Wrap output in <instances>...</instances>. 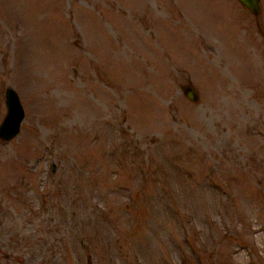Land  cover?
Segmentation results:
<instances>
[{
  "label": "rangeland",
  "instance_id": "obj_1",
  "mask_svg": "<svg viewBox=\"0 0 264 264\" xmlns=\"http://www.w3.org/2000/svg\"><path fill=\"white\" fill-rule=\"evenodd\" d=\"M258 1L0 0V264H264Z\"/></svg>",
  "mask_w": 264,
  "mask_h": 264
},
{
  "label": "water",
  "instance_id": "obj_2",
  "mask_svg": "<svg viewBox=\"0 0 264 264\" xmlns=\"http://www.w3.org/2000/svg\"><path fill=\"white\" fill-rule=\"evenodd\" d=\"M237 2L253 15L258 13V0H237ZM193 91L187 95L193 99ZM5 114L0 121V140L7 141L15 136L19 130V124L23 118V110L16 92L11 87H6L3 93Z\"/></svg>",
  "mask_w": 264,
  "mask_h": 264
}]
</instances>
